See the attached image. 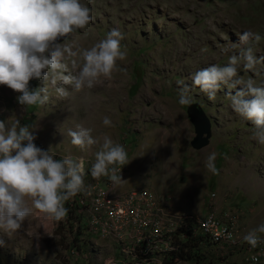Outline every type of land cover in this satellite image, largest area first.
Here are the masks:
<instances>
[{
	"label": "rangeland",
	"instance_id": "rangeland-1",
	"mask_svg": "<svg viewBox=\"0 0 264 264\" xmlns=\"http://www.w3.org/2000/svg\"><path fill=\"white\" fill-rule=\"evenodd\" d=\"M81 3L92 9L95 20L63 43L72 44L74 50L90 48L118 27L125 34L121 44L127 51V59L117 62L122 70L113 74V81L73 93L69 100L59 99L49 86V103L26 110L16 100L18 93L0 85V119L7 124L17 119L22 124L36 123L35 143L50 148L56 159L81 157L85 181L93 180L90 170L99 148L82 152L71 144L67 130H75L77 124L92 129L93 137L108 135L125 146L130 162L122 168L124 182L117 191L144 186L168 195L177 211L193 215L213 209L234 221L238 236L264 224V146L252 139L253 125L231 109L227 89L210 101L193 88L192 105L208 117L211 136L206 146L192 149L188 105L179 104L176 83L184 80L190 85V75L198 69L225 65L242 31L264 37V0ZM254 50L264 55V39ZM258 70L259 75L243 70L240 75L264 86V64ZM41 85L42 81H30L31 87ZM106 116L114 128L103 124ZM212 152L217 153L218 175L205 167ZM0 241V264H56L66 235L60 222L33 209L22 231L9 236L0 229ZM198 243L195 255L190 250V257L174 255L172 262L164 264H236L243 254L241 246L228 251L206 240Z\"/></svg>",
	"mask_w": 264,
	"mask_h": 264
},
{
	"label": "clouds",
	"instance_id": "clouds-1",
	"mask_svg": "<svg viewBox=\"0 0 264 264\" xmlns=\"http://www.w3.org/2000/svg\"><path fill=\"white\" fill-rule=\"evenodd\" d=\"M94 20L92 9L81 0H0V85L18 93L16 100L22 109L48 104L49 86L59 99L69 100L73 93L113 81V74L122 70L117 62L127 59V51L121 44L125 34L118 27L90 48L74 50L72 44L63 43ZM262 39L251 30L242 31L225 65L213 63L198 69L190 75V85L184 80L176 83L180 105L193 103V88L210 101L227 89L231 109L251 122L252 139L264 146V86L240 75L241 70L260 74L258 65L264 64V55H257L254 48ZM32 80L42 85L31 87ZM103 124L115 127L107 116ZM36 130V123L22 124L17 119L7 124L0 119V229L9 236L23 230L33 209L59 223L68 216L66 202L78 194L90 195L83 159L71 155L56 159L50 148L35 143ZM91 133L82 124L67 130L71 144L82 152L98 146L90 175L97 181L106 177L110 190L116 191L124 182L122 168L130 162L127 150L108 135L93 137ZM216 157L212 152L205 161L214 175L219 174ZM261 234L264 224L249 230L243 241L255 249L264 244Z\"/></svg>",
	"mask_w": 264,
	"mask_h": 264
},
{
	"label": "built area",
	"instance_id": "built-area-1",
	"mask_svg": "<svg viewBox=\"0 0 264 264\" xmlns=\"http://www.w3.org/2000/svg\"><path fill=\"white\" fill-rule=\"evenodd\" d=\"M85 183L90 195L78 194L65 204L69 212L60 225L66 244L56 264H164L186 232L217 249L241 246L236 264H264V244L252 249L237 235L234 221L213 209L177 211L164 193L144 186L111 191L106 177Z\"/></svg>",
	"mask_w": 264,
	"mask_h": 264
},
{
	"label": "water",
	"instance_id": "water-1",
	"mask_svg": "<svg viewBox=\"0 0 264 264\" xmlns=\"http://www.w3.org/2000/svg\"><path fill=\"white\" fill-rule=\"evenodd\" d=\"M185 111L193 131L189 146L192 149H200L208 144L211 136L209 119L195 105H188Z\"/></svg>",
	"mask_w": 264,
	"mask_h": 264
},
{
	"label": "trees",
	"instance_id": "trees-1",
	"mask_svg": "<svg viewBox=\"0 0 264 264\" xmlns=\"http://www.w3.org/2000/svg\"><path fill=\"white\" fill-rule=\"evenodd\" d=\"M202 241L199 235H192L188 232L185 233L184 238L180 241V246L179 248L172 253L171 256H169V258L167 259L169 262L174 259L175 256H186V257H190L191 254L189 253L190 250H192V255L196 254L197 248H195V246L198 243V241ZM175 255V256H174ZM166 260V261H167ZM167 262V263H169Z\"/></svg>",
	"mask_w": 264,
	"mask_h": 264
},
{
	"label": "bare ground",
	"instance_id": "bare-ground-1",
	"mask_svg": "<svg viewBox=\"0 0 264 264\" xmlns=\"http://www.w3.org/2000/svg\"><path fill=\"white\" fill-rule=\"evenodd\" d=\"M99 86H100V85H99ZM99 86H98V87H99ZM100 89H101V87H100Z\"/></svg>",
	"mask_w": 264,
	"mask_h": 264
}]
</instances>
